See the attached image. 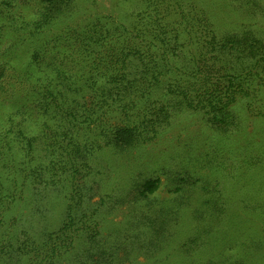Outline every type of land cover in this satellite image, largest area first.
<instances>
[{
	"label": "trees",
	"instance_id": "16d2710c",
	"mask_svg": "<svg viewBox=\"0 0 264 264\" xmlns=\"http://www.w3.org/2000/svg\"><path fill=\"white\" fill-rule=\"evenodd\" d=\"M104 1L0 0V264H264V0Z\"/></svg>",
	"mask_w": 264,
	"mask_h": 264
},
{
	"label": "rangeland",
	"instance_id": "374dc122",
	"mask_svg": "<svg viewBox=\"0 0 264 264\" xmlns=\"http://www.w3.org/2000/svg\"><path fill=\"white\" fill-rule=\"evenodd\" d=\"M100 5L102 6L101 7V10H105L104 12L106 13H109V12H113V7H112V4L110 1H104V2H101ZM8 53V52H7ZM12 53V52H11ZM207 147H208V144H207ZM206 147V148H207ZM204 173V172H203ZM264 175V174H262ZM254 191L256 192H259L260 191V188H255L253 187ZM167 192V189H162L161 190V193H163L164 195L166 194ZM261 224V223H260ZM247 225V224H246ZM259 224H256L255 222V226L254 228H256V226H258ZM236 247H234L232 250H228L229 252L226 251V248H223V246L220 244V251H218V255L222 254L223 256L222 257H225L226 253L230 254V252H232ZM225 249V250H224ZM205 257H209V254L208 252L206 253V256Z\"/></svg>",
	"mask_w": 264,
	"mask_h": 264
}]
</instances>
